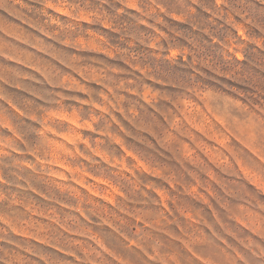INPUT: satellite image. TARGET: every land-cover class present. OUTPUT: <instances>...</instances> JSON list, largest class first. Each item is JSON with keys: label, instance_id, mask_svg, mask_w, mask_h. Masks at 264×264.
<instances>
[{"label": "rangeland", "instance_id": "374dc122", "mask_svg": "<svg viewBox=\"0 0 264 264\" xmlns=\"http://www.w3.org/2000/svg\"><path fill=\"white\" fill-rule=\"evenodd\" d=\"M0 264H264V0H0Z\"/></svg>", "mask_w": 264, "mask_h": 264}]
</instances>
